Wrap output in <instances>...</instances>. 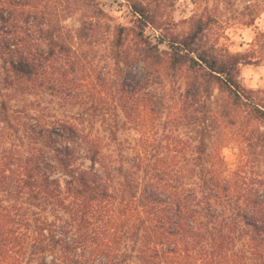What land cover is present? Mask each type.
I'll return each mask as SVG.
<instances>
[{"label":"trees","instance_id":"16d2710c","mask_svg":"<svg viewBox=\"0 0 264 264\" xmlns=\"http://www.w3.org/2000/svg\"><path fill=\"white\" fill-rule=\"evenodd\" d=\"M61 1L51 18L44 0H0V264H264V90L240 83L264 56L219 46L202 15L173 30L161 0H127V23L102 0ZM101 34L114 69H137L120 84L126 119L161 113L149 83L182 79L172 126L121 139L125 121L55 106L105 87L106 62L73 45Z\"/></svg>","mask_w":264,"mask_h":264},{"label":"rangeland","instance_id":"374dc122","mask_svg":"<svg viewBox=\"0 0 264 264\" xmlns=\"http://www.w3.org/2000/svg\"><path fill=\"white\" fill-rule=\"evenodd\" d=\"M104 9L110 17V22L115 23H127L128 14L127 0H102ZM46 10L50 12L51 18H58L59 10L63 7L61 0H44ZM163 10H165L166 20L169 26L175 31H182L188 27L186 20L192 15H202V17L211 19L207 33L210 39L215 40L221 47L227 48L232 52L250 51L252 55L264 56V37H259L258 45L253 44V38L257 31L264 32V0H161ZM77 12L70 13L64 16L62 21L67 28L72 31L78 26ZM255 16L251 25L246 22ZM109 21V20H107ZM150 32L147 29V32ZM256 43V42H254ZM75 47H79L82 50H86L88 60H91L92 65H101L106 62L107 69L106 77L108 81L104 88L97 92V89L92 88V85L79 86L77 85L74 92H78L76 98H71L70 101L65 99H54V104L59 110H66L69 114L75 112H93L96 114L99 111L104 112V118L117 119L119 123L126 122L124 127L118 132V137L121 139L138 138V130L143 126H150V122L157 128L158 132L163 128V125L169 128L172 126L170 117L177 111L179 105L177 102V93L183 87L182 79L178 78L176 82L171 83L167 79L164 80L161 86L149 83L147 87L143 88L141 92L147 95H155L158 97L161 93L162 111L156 115H150L148 109H146L145 117H140L135 109H132V118L135 117V121L126 119L122 113L120 104L123 101L132 103L131 99L127 97V92L120 89L121 81L128 83L135 81L134 76H138L136 68H130L129 73L118 72V69H114V60L110 55V38L108 35L101 34L93 45L86 47L85 45L77 46V43L73 42ZM161 48H165L164 44L160 45ZM248 67V71L241 67ZM240 83L245 88L261 89L264 90V60L257 63L246 64L240 66ZM80 94V95H79ZM139 95V94H138ZM264 98V92L260 94ZM122 96V98H120ZM139 96H142L139 95ZM139 96L135 102L142 103V99L139 100ZM120 100V101H119ZM135 106V104H133ZM147 107V105L145 106ZM115 113V116H114ZM96 117V116H95ZM156 117V119H152ZM96 118H100V115ZM152 119V120H151ZM137 124V129L133 127ZM135 124V125H133ZM140 124V126L138 125ZM184 124V121L183 123ZM179 134L183 136H189L192 131L188 126L184 124L180 127ZM227 162L230 168L234 166L235 155L234 151L224 150Z\"/></svg>","mask_w":264,"mask_h":264},{"label":"crops","instance_id":"0c3cea01","mask_svg":"<svg viewBox=\"0 0 264 264\" xmlns=\"http://www.w3.org/2000/svg\"><path fill=\"white\" fill-rule=\"evenodd\" d=\"M245 65H246V64H245ZM242 68H243V69H246L247 71H248V69H249V68L246 67V66H244V67L242 66V67H241V71H242Z\"/></svg>","mask_w":264,"mask_h":264}]
</instances>
